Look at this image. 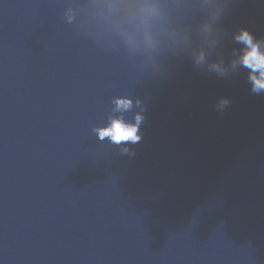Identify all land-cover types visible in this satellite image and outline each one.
Returning a JSON list of instances; mask_svg holds the SVG:
<instances>
[{
    "label": "water",
    "instance_id": "95a60500",
    "mask_svg": "<svg viewBox=\"0 0 264 264\" xmlns=\"http://www.w3.org/2000/svg\"><path fill=\"white\" fill-rule=\"evenodd\" d=\"M103 3L0 0V264H264V93L235 39L264 42V0H156L150 53ZM121 115L139 140H101Z\"/></svg>",
    "mask_w": 264,
    "mask_h": 264
},
{
    "label": "clouds",
    "instance_id": "9594fccd",
    "mask_svg": "<svg viewBox=\"0 0 264 264\" xmlns=\"http://www.w3.org/2000/svg\"><path fill=\"white\" fill-rule=\"evenodd\" d=\"M128 8L123 15L117 16V10ZM104 9L100 14V24L107 31L113 33L119 41L131 51L150 53L155 51L161 42L162 11L156 0H140L132 4L131 0H104ZM208 26H205L207 30ZM236 41L243 45L241 54L236 63L248 70L251 91L254 94L264 93V42L257 40L246 28H242L235 36ZM197 63L204 60L203 53L196 58ZM213 70L223 72L219 64L212 65ZM139 103L138 101L136 102ZM228 104L227 100L220 101V107ZM114 111L119 113L129 112L133 109V101L122 97L114 101ZM135 122L124 119L123 115L112 118L104 128L94 129L102 140L109 137L114 144L122 142L136 143L138 126L143 120L141 115L135 116ZM128 152V148L122 149Z\"/></svg>",
    "mask_w": 264,
    "mask_h": 264
}]
</instances>
